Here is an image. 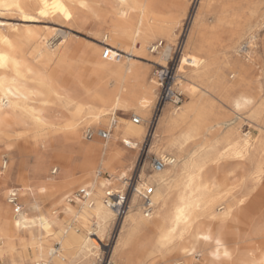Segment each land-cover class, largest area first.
<instances>
[{
    "label": "bare ground",
    "instance_id": "bare-ground-1",
    "mask_svg": "<svg viewBox=\"0 0 264 264\" xmlns=\"http://www.w3.org/2000/svg\"><path fill=\"white\" fill-rule=\"evenodd\" d=\"M178 1L102 2L112 12L110 33L120 45L128 51L139 49L147 56L148 52L160 49V55L152 62L163 67L173 51ZM241 1L220 0V6L209 22L200 20L191 28L180 51V63L175 70L172 88L186 98L179 104L166 102L150 134L151 148L155 153H169L175 157V162L174 158L162 155L158 158H166L167 161L159 169H152L151 173L142 169L130 201H126L127 211L122 216L123 233L119 241L120 248L123 247L129 257L128 264H148L154 255L183 259L175 263L166 260L168 264H194L191 258L197 253L202 264H255L264 258V200L260 197L264 195L261 175L264 139L250 132L243 133L242 138L235 129H224L226 132L220 139H214V129L205 133L208 125L220 118L221 112L214 99L227 103L232 110H239L248 108L263 92L261 82L249 77V65L243 60L245 57L231 55L239 31L254 18H251L253 7L242 10L239 6ZM251 1L256 4L258 0ZM17 2L24 6L26 15H41L45 11L42 0H0V6L9 7ZM48 2L51 4L52 0ZM62 2L69 8L73 19L76 9L81 8L79 5H88L91 0ZM14 10L22 15L18 9ZM46 11L48 16L71 20L58 10L48 8ZM36 33L29 28L8 35L2 32L0 20V37L4 38L0 40V52L19 65L8 63L6 68H0V139L15 135L18 128H32L36 132L44 131V147L48 150L47 156L35 158L31 168L23 165L15 174L14 179L19 183L17 190L24 198L20 212H11L3 202L0 203V217L8 219L0 227V258L3 264H37L40 261L48 264H91L99 240L89 236L93 225L90 220L98 223L95 228L97 236L116 217L115 210L105 201L106 194H123V190H119L127 185L130 177H126L133 170L138 159L136 153L141 150L147 136L145 122L158 81L152 77L153 81L147 82L145 70L125 65L112 69V76L106 80L103 74L107 73V65L94 62L93 66L88 61L93 67H85L84 76L76 78L82 94H72L69 88L61 89L53 84L60 71L71 72L74 67L70 66V48L59 55L54 71L44 77L39 73L41 69L30 63L26 50L29 42L37 38ZM49 33V37H38L36 48L37 55L46 65L55 60L61 45V41L55 42L58 31L53 29ZM160 38L166 42L164 48L152 44L153 40ZM254 41L255 32L250 30L244 43H239L238 50L243 49L249 57ZM29 53L33 55V52ZM188 56L191 58L187 59ZM227 70L233 73L230 74L231 80L226 78ZM63 81L70 83L66 78ZM201 91L215 98H201L198 95ZM113 111L130 112L132 117L139 116L140 121L134 123L132 117L129 120L119 116L108 139L94 137L84 141L82 130L103 127ZM48 157L53 166L60 167V178H40ZM236 170L246 172L241 180L248 182L249 186L244 191L238 189L240 195L227 202L228 196H233L229 173ZM103 172L108 176H103ZM4 178L7 180L10 176ZM35 181L38 184H33ZM76 186L88 188L89 196L69 195ZM149 186L153 187L150 195L152 209L146 213L143 204L142 211L139 208V195ZM8 190L9 194L15 188ZM50 196L56 197L58 208H42V200ZM73 199L74 203L71 202ZM59 213L64 214V220ZM17 220L21 221L19 228ZM24 221L29 222L28 227L24 226ZM230 223L235 226L228 230ZM73 224L79 225L85 236L78 234ZM246 225H252L250 232L246 231ZM165 235H170V241H162Z\"/></svg>",
    "mask_w": 264,
    "mask_h": 264
},
{
    "label": "rangeland",
    "instance_id": "rangeland-1",
    "mask_svg": "<svg viewBox=\"0 0 264 264\" xmlns=\"http://www.w3.org/2000/svg\"><path fill=\"white\" fill-rule=\"evenodd\" d=\"M102 1L103 0H91V2H89V4H88L87 8H80V9L77 8L76 9V15H75L76 18L74 17L71 20H67V19L58 17L56 15L44 17V16H41L39 14H34V17H35L34 19L29 20V21H25L23 19V16L20 15L16 10H14L10 7L0 6V12L5 13V15L0 16V20L2 21V32L6 33L8 35H14L18 32L21 33L25 29L30 28L31 30L34 31V33H36V32L38 33V34L36 33L37 38H34L33 40H31L32 44H31V41L29 42V44L32 46H30L28 44L26 50H28L27 53L30 55L29 56L27 54L28 58H30V60H29L30 63H32V64L34 63L36 65V67L38 66L37 68H39V70L41 69L39 71V73L41 75H43L44 77L49 76L51 74V72L54 71L55 62H56L57 58L59 57V55L62 52H68L67 50H69V48H70V50L68 52L69 53L68 55L69 56L71 55L70 66L71 67L74 66V67L72 69H70L71 72L70 71H62V72L60 71V73L57 75L60 79L57 78V76H56L54 78L53 84L57 88H61V89L65 88V87L69 88V91H71L72 94H74V93H77L78 95L82 94V87L80 84H77L76 81L78 79V76L79 77L84 76L85 70H83V69L85 67L89 68L91 66L90 68H92L93 66H95L94 62H98L100 64L103 63V65H107L106 66L108 69L106 71L107 73L103 74V76L105 77L104 79H106V80H107L108 76H112V72L119 65L120 66H122V65L132 66V67L139 69V70H142V69L145 70L147 82H150V80L153 81L152 77H154L157 80L158 79L157 74L156 73L154 74V72L157 69H160L161 67L158 66L159 64L153 63L152 61H156V59L154 60V58H157L160 55L158 53V51L160 49H158V51H156V52L155 51L148 52V54H149L148 56L143 54L139 49H136V48L133 51H128L127 49H124L120 45L119 41L115 37H113L110 33V24L112 22L113 15H112V12L110 11V9L108 8V6H106ZM93 3L96 6L95 5L90 6V4L93 5ZM207 3H208V5H207ZM219 6H220V0H179L178 1V3H177L178 8L176 7V9H175V13L177 14V27H176V32H175L176 37L173 41V51H172L171 56H170V58L174 59V68L178 67V65L180 63V62L178 63L180 51H182L183 45L185 43V40H186L188 34L191 31V28H193L200 20H206L207 22H209L212 19V17L214 16V11ZM239 6L242 10H248L249 7H253V13L251 15V18H253V17L254 18L249 21V23L247 24V26L243 30L239 31V35L236 37V39H235L236 41H235L233 48L231 50V55L239 56L242 59L245 57L243 60H245V62L248 63V65H249V66L247 65L249 67V77L256 78L261 82V84L263 86V92H262L261 96L258 97L254 103H252L251 105H248L249 107L246 106L248 108L245 109V107H243L245 110L243 108H240L239 110H232L230 105H228L227 103L220 102V101H217L216 99H214V101H216V103L219 107V110L221 112L220 118L217 119L216 121H214L213 123L209 124L207 129L205 130V133H209V132H212L211 131L212 129H214L213 130L214 139H220V137L222 136V134L224 132L229 131V130H234V129H235L234 131L242 138L244 137L243 133L250 132L251 135H253L255 137L261 136L264 139V0H258L256 4H254L251 0H243L240 2ZM81 11H83L84 13H82ZM89 12H90V14H89ZM106 13H109V14H106ZM178 13H179V15H178ZM95 16H97L98 19ZM99 17L101 20H99ZM258 17H259V19H258ZM94 19H96V20H94ZM254 19H256L257 21ZM260 20H262V24H261ZM97 22H99V23H97ZM100 25H102V26H100ZM18 28H19V31H17ZM53 29L58 31V33H57L58 36L56 37L55 42L61 41L60 49L58 50L60 52H58V51L56 52V55L54 57L55 60L52 61L53 63L51 62V63L46 65L43 62L42 57L38 56L36 53V48L38 46V37L39 38L44 37V36L49 37L51 35L49 33V31L53 30ZM250 30L255 32V41L253 43L254 45L251 49H249V57L251 55V57H250L251 59L248 56H246V53L243 51V49H242V51H241V49L238 50V48H240L239 43H242V44L244 43V38L247 35V32H249ZM158 41L161 42L162 48H164L166 42H165V40L163 41L161 38L153 40L152 44L156 45L158 43ZM29 47H31V49ZM105 47H108L111 49L112 58H109V59L104 58L103 59L102 53H103ZM171 47H169V49ZM150 48H148V51L150 50ZM253 49H254V51H252ZM29 51L31 53L33 52V55L30 54ZM84 52H85V54H84ZM80 55H82V56L80 57ZM116 56H118V57H116ZM78 57H80V58H78ZM85 58L86 59L88 58V59L84 60ZM170 58L168 59V62H167L168 64L171 60ZM188 58H191V57L188 56L187 59ZM91 60H93V61H91ZM114 60L116 62H114ZM79 61H80V63H79ZM88 61L90 63H92L93 66ZM187 65H189V64H187ZM49 66H51V67H49ZM112 69H114V70H112ZM46 71L49 74L46 73ZM68 72H70L71 74H69ZM229 72H230L229 70L226 71V78L231 80L233 78L231 76L233 73H229ZM76 73H79V74L76 75ZM257 76H259V77L257 78ZM56 78H57V80H56ZM64 78L68 79L70 83L66 84L63 81ZM72 80H74V81H72ZM61 83L64 85H62ZM113 83L114 82L112 81L111 84H113ZM158 91H159V88L155 89V91H154L155 97H154L153 105H152L151 111L149 112L147 120L145 122L146 127H147V136L143 140L144 142L142 143L143 145L141 147V150L136 153V156L138 157V159L135 161V165H134L133 170L126 177V178L130 177L131 179L130 180L128 179L127 185L125 184V187L123 189L119 190V191L123 190V193L126 194V201L127 202L130 201V198H131L132 193H133V189L137 185V180H138V177H139L142 169L146 173L153 172L152 167H151V162H152L153 158L159 157V156L165 154V153H163V154L155 153V149L151 148L152 135H150V134L153 131L156 123L154 122L153 124H151V123H149V120H150V117H151L152 112H153V106L156 102ZM198 95H200L201 98H203V97H206V98L214 97V96H211L210 94L203 92V91H201V93H198ZM185 98H186V95L183 94L182 100L180 103H182V101L185 100ZM259 100L260 101L262 100L263 102L261 101L262 102L261 103ZM254 109L255 110L257 109V110L254 111ZM257 111H259V112H257ZM259 113H262V114L259 115ZM115 115L116 116L118 115V117L119 116L127 117V119H129V120L132 117L131 116L132 114L130 112H123V111H116ZM227 115L229 118L227 117ZM255 115H256V117H255ZM215 127H216V129H215ZM83 131H84V129L82 130V135H83ZM3 139H0V203L3 202L7 207H9L11 209V212H12V211H14V209H13L12 205L8 203L7 197H8V192L10 191L8 189H14L15 188V190L18 192L17 186L19 183L14 179L15 174L23 167V165L27 169L31 168L34 164L35 158L37 156H47L48 150H46V148L44 147V143H45L44 141H46L44 131L37 130V132H36L34 129L32 130V128H21V129L18 128L15 132V135L13 134V135H10V136L5 137ZM83 140L88 141L86 139H83ZM125 146H127V145H125ZM139 147H140V145H139ZM150 148L152 151L150 150ZM37 150H38V152H37ZM5 164H6V167L4 166ZM53 164H54L53 161H51V159L48 157L47 162L45 164V170L41 174L40 178H43V177L56 178V179L60 178L61 169H60V167L53 166ZM53 168H56V172H54V173L52 172ZM6 173H8V174H6ZM244 174H246V172L242 171V173H241V171H238V170L229 173V177H230L229 184L230 183L232 184L231 186H232L233 196H232V194L230 196H228L229 199L228 198L226 199L227 202L234 200L235 199L234 197H236V195L239 196L240 195L239 190L244 191V190L248 189V186H249L248 182H246V181L243 182L241 180V177ZM6 175H9L10 179L6 180L4 178ZM102 175L106 177V176H108V173L103 172ZM233 179H234V181H233ZM235 181H238V182L235 183ZM1 182H3V184ZM37 182L38 181H35V182H33V184H38ZM262 183L264 184V176H262ZM78 187L81 188L80 186L74 187L71 190V192L69 193V195L72 193H73V195H76L75 192L78 189ZM149 187L152 188V191H151V194H152L153 193V187L152 186H149ZM86 189L89 191L88 188H86ZM236 189H237V191H236ZM234 192H236V194ZM255 195L256 196L259 195L257 191L255 192ZM18 196H19L20 205H22L21 206V209H22L24 198H23V196L20 195L19 192H18ZM75 197H77V196H75ZM139 197H140L139 208H141V211H142V199H141L140 195H139ZM260 197L264 200V195H261ZM71 202L74 203V199ZM58 207L59 206L56 204V197L55 196H50V197L44 198L42 200V208H44V209H52V208H58ZM59 215L63 220L65 219L63 213H59ZM113 217H114V215H113ZM243 217L246 218L247 216L243 215ZM5 220H8L5 216L0 217V227H2ZM90 223H91V225L92 224L93 225L91 227L92 229L90 230V232L91 231L92 232L89 234V236L97 239V241L99 240L97 242L98 243L97 248L95 249L96 252H95L94 258L91 260V264H128L129 263V257H128L127 253L126 254L124 253L123 247L120 248L121 243L119 241L120 237L123 233V230L121 231L122 216L114 217L106 225L105 229L101 232V234L100 235L98 234L97 236H96L97 233H96L95 228H97L98 223L97 222L94 223L93 219L90 220ZM73 226H74V228L78 234H83L85 236L84 232L82 231V228L79 225L73 224ZM228 226L229 227L227 229L231 230L232 226H235V225L230 223V225H228ZM245 227H247L246 231L250 232L252 230V225H246ZM1 239L2 238H0V241H1ZM254 240H256V239H254ZM116 244H117V247H116ZM56 246L57 245H54V247H56ZM29 253L31 254V251ZM191 259H192L191 261L194 264H202L201 263L202 258L200 257V255L198 253L195 254ZM166 260H167V262L169 260L168 263H175L177 260H183V259H175L172 257H170V259L169 258L167 259V257H163L162 255H154L149 260L148 264H153V263L154 264L155 263L156 264H162V263L168 264L166 262ZM0 264H3V261L1 258H0Z\"/></svg>",
    "mask_w": 264,
    "mask_h": 264
},
{
    "label": "built area",
    "instance_id": "built-area-1",
    "mask_svg": "<svg viewBox=\"0 0 264 264\" xmlns=\"http://www.w3.org/2000/svg\"><path fill=\"white\" fill-rule=\"evenodd\" d=\"M161 42L156 44V47L160 46ZM103 58H112V51L110 48L105 47L103 53ZM118 57V56H116ZM169 64L167 63L165 66L161 67L160 69H157V80H158V95L156 98V102L153 106V112L150 117L149 123L153 124L154 122H157V119L159 117V114L161 112V109L163 108V105L171 101L175 104H179L182 100L183 93H181L177 89H173L172 86L174 84V78H175V70L174 68V59L170 58ZM132 120L134 123H138L140 121V117L137 115H134L132 117ZM116 122V115L111 114L108 123L103 127L98 128H92V127H86L83 131V136L86 140H91L94 137L100 138L102 140H106L110 137L111 132L113 130V126ZM126 143V142H124ZM166 158H158L154 157L151 162L152 169H159L161 166H163L166 163ZM53 173L56 172V168H53ZM131 178H129L130 180ZM152 188H144L141 192V199L143 208L146 213L151 212L152 205L150 200V194H151ZM77 196L81 198H87L89 196L88 190L86 188H78L75 192ZM106 202L107 204L113 208L116 212V216H123L125 212L127 211V203H126V194H118V193H112L108 192L106 194ZM7 201L9 204L12 205L15 212L17 208L21 209V205L19 202V196L18 192L15 190H12L7 197ZM37 264H48L47 262L40 261Z\"/></svg>",
    "mask_w": 264,
    "mask_h": 264
},
{
    "label": "snow or ice",
    "instance_id": "snow-or-ice-1",
    "mask_svg": "<svg viewBox=\"0 0 264 264\" xmlns=\"http://www.w3.org/2000/svg\"><path fill=\"white\" fill-rule=\"evenodd\" d=\"M42 3H43V7H44L45 11L41 12V16L47 17L49 13H48V11H46V9L52 8V9H55V10H58V11L64 13L68 19H71V12L69 11V8L65 7V4L62 2V0H52L51 4H49L48 0H42ZM9 7L14 8V9H18L20 11V13L23 15V19L25 21H29V20H32L35 18L34 16L24 14V6L19 2L14 3L12 5H9ZM79 7L87 8L88 5L86 3H81L79 5ZM3 15H5V13L0 12V16H3ZM3 39L4 38L0 37V40H3ZM8 43H9V47H11V43L10 42H8ZM8 63L17 64V66H19L16 60L11 59L9 56L0 52V68H6ZM261 175L264 176V168H262ZM40 191L43 192L44 189L41 188ZM16 211L20 212V209L17 208ZM179 211L181 212V214L183 213L182 209ZM177 219H179V216L177 217ZM32 223H35V221H32ZM28 224H29L28 221H24L25 227H28ZM20 225H21V221L17 220L16 221L17 228H19ZM162 241H164V242L170 241V235L163 236ZM225 255H227V253H225ZM255 264H264V258L255 262Z\"/></svg>",
    "mask_w": 264,
    "mask_h": 264
},
{
    "label": "crops",
    "instance_id": "crops-1",
    "mask_svg": "<svg viewBox=\"0 0 264 264\" xmlns=\"http://www.w3.org/2000/svg\"><path fill=\"white\" fill-rule=\"evenodd\" d=\"M112 113H115L116 114V111H113V112H111L110 114H112ZM109 114V115H110ZM110 117V116H109ZM117 120H118V115L116 116V123H117ZM103 126H105V125H103ZM97 127H99V126H97ZM115 128V127H114ZM114 130V129H113ZM97 138V137H96ZM163 153H165V154H163ZM160 154H163V155H166V156H169V157H172V158H174V162H175V157L173 156V155H171V154H169V153H167L166 154V152H162V153H160ZM162 156V155H161Z\"/></svg>",
    "mask_w": 264,
    "mask_h": 264
}]
</instances>
